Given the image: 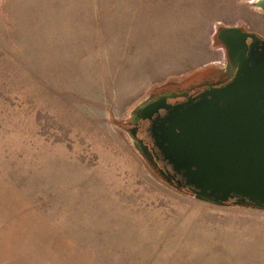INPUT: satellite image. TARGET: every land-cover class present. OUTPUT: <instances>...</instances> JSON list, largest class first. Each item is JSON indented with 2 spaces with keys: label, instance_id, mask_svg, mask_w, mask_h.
Here are the masks:
<instances>
[{
  "label": "rangeland",
  "instance_id": "1",
  "mask_svg": "<svg viewBox=\"0 0 264 264\" xmlns=\"http://www.w3.org/2000/svg\"><path fill=\"white\" fill-rule=\"evenodd\" d=\"M255 0H0V264H264V211L162 181L126 135L157 87L225 60Z\"/></svg>",
  "mask_w": 264,
  "mask_h": 264
},
{
  "label": "water",
  "instance_id": "2",
  "mask_svg": "<svg viewBox=\"0 0 264 264\" xmlns=\"http://www.w3.org/2000/svg\"><path fill=\"white\" fill-rule=\"evenodd\" d=\"M254 6L264 9V0ZM215 38L229 59L230 81L195 95L147 98L131 110L125 132L176 190L216 206L264 211V39L242 25L222 24ZM176 96L186 99L167 101ZM140 120L148 121L146 137L138 134Z\"/></svg>",
  "mask_w": 264,
  "mask_h": 264
},
{
  "label": "flooded vegetation",
  "instance_id": "3",
  "mask_svg": "<svg viewBox=\"0 0 264 264\" xmlns=\"http://www.w3.org/2000/svg\"><path fill=\"white\" fill-rule=\"evenodd\" d=\"M244 29L248 31H252L250 29H247L244 27ZM255 33H258L263 39L264 35L257 32L252 31ZM217 40V39H216ZM219 41V40H217ZM250 39H248V42L250 43ZM226 52V51H225ZM229 59L227 58L225 54V60L223 62L218 63L217 65H214L206 70L200 71L196 73V75L187 77L181 81H171L169 84L162 85L160 87H157L152 93H150V96L148 98H154L156 99L159 95H164L165 93H181L184 91H187L188 94L195 95L201 91H203L206 88H209L211 86H217V85H223L230 81V70H229ZM185 96H176L174 98H168L167 101L170 103L180 102L182 100H185ZM161 113H163V110H160ZM148 125V121L146 120H140L139 122V136L146 137V127ZM128 127L130 125L128 124ZM147 142H149L148 138H145ZM161 164V163H160Z\"/></svg>",
  "mask_w": 264,
  "mask_h": 264
}]
</instances>
